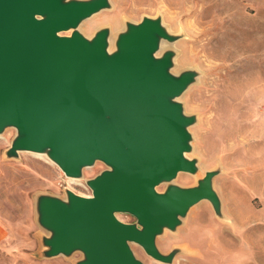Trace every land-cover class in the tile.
Wrapping results in <instances>:
<instances>
[{"label": "water", "instance_id": "1", "mask_svg": "<svg viewBox=\"0 0 264 264\" xmlns=\"http://www.w3.org/2000/svg\"><path fill=\"white\" fill-rule=\"evenodd\" d=\"M107 7L109 0H0V133L16 127L10 155L47 152L72 178L96 161L109 166L89 180V196L39 199V222L51 231L46 256L80 250L77 264H144L130 245L137 242L167 263L173 254L160 253L158 234L176 229L202 199L221 212L212 170L195 187L157 190L180 171H197L186 156L196 117L176 100L196 73L173 74V51L156 55L161 38L174 40L161 19L130 22L114 52L107 28L84 36L80 23ZM120 212L136 222L119 220Z\"/></svg>", "mask_w": 264, "mask_h": 264}, {"label": "rangeland", "instance_id": "2", "mask_svg": "<svg viewBox=\"0 0 264 264\" xmlns=\"http://www.w3.org/2000/svg\"><path fill=\"white\" fill-rule=\"evenodd\" d=\"M223 1L231 5V12L239 17L241 25L254 28L252 37L258 48L259 65L250 76L258 82L255 91L264 116V0H109V7L84 19L78 30L91 39L103 28L110 30L111 25L103 21L94 27L88 21L119 16L121 28L117 39L130 22L157 18L167 28H177L176 32L171 30L174 40L170 42L179 41L177 44L188 59L197 55L204 59L201 46L188 35L196 15L190 14V9L194 6L205 15L206 27L219 26L220 19L214 12ZM73 30L64 34L69 35ZM186 70H189L187 66L181 67L178 74ZM220 73V69H209L206 78L195 85L190 102L196 105L190 114L195 115L196 123L192 128V149L186 155L197 161V171H180L173 181L161 183L157 190L164 192L173 184L195 187L212 170L216 172L213 189L219 195L221 212L209 200L202 199L181 217L176 229L166 227L158 234V250L164 255L173 254L170 262L150 256L137 242L131 243L136 258L144 264H264V138L252 137L262 133L254 128L256 108L250 105L249 96L242 108L247 145L235 152L224 148L223 141L230 130L225 120L236 117L239 110L237 106L227 108L225 101H217ZM16 137L14 126L0 133V264H77L85 258L80 250L56 257L44 254L47 248L44 239L51 231L39 222L38 201L43 195L67 200L69 190L89 196L92 193L89 180L109 166L96 161L83 169L82 176L71 181L47 152L39 156L27 150L10 155ZM117 217L124 222H136L130 213L120 212Z\"/></svg>", "mask_w": 264, "mask_h": 264}, {"label": "bare ground", "instance_id": "3", "mask_svg": "<svg viewBox=\"0 0 264 264\" xmlns=\"http://www.w3.org/2000/svg\"><path fill=\"white\" fill-rule=\"evenodd\" d=\"M231 5L225 1L221 2L216 10L215 15L220 19V25H209L206 27L205 15H201L194 6H191L190 14L195 15V21L188 35L193 36L196 42L201 46V52L204 53V59L195 56L192 60L187 58V55L178 46V42H170L167 39L161 38L159 50L156 55L160 57L164 52L174 51L173 54V74L178 73L181 67H188L196 73L195 79L190 86L176 99L179 100L184 107V113L190 115L194 111L196 105L190 103L193 99V92L195 85H199L208 75L209 69H220L216 89L217 101H225L227 108L238 107V114L236 117L226 119V125L229 126V134L223 141L224 148L235 152L240 147L247 145L248 131L245 128V118L242 108L246 100L250 96L252 105L255 109L254 123L255 130L261 131L260 134H253V138H264V116L260 108V98L257 87L256 79H251V73L256 70L259 65L258 61V48L253 42V27L241 25L239 17L236 18L235 14L231 12ZM109 22L111 25L110 33L108 36L109 46L108 50L114 52L116 49V36L118 30L121 28L119 16L111 19H101L99 21H88L91 26H98L102 22ZM164 24V22H162ZM166 27V24H164ZM80 27V26H79ZM167 28V27H166ZM176 32L177 28L172 26L167 28L168 33ZM197 77V78H196ZM196 123V121L194 122ZM235 124V126L231 125ZM194 124L188 127L192 137ZM259 133V132H258ZM232 140V142H230ZM192 141V140H191ZM245 152H247L245 150ZM42 156L41 153H35ZM187 156V155H186ZM188 157V156H187ZM69 179L71 181L77 180L74 177ZM199 215V214H197Z\"/></svg>", "mask_w": 264, "mask_h": 264}]
</instances>
